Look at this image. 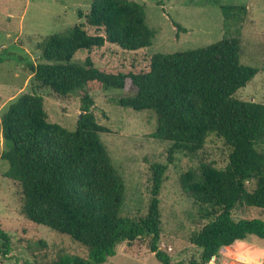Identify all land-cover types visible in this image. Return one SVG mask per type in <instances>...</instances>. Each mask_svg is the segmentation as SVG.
Returning a JSON list of instances; mask_svg holds the SVG:
<instances>
[{
	"label": "trees",
	"instance_id": "16d2710c",
	"mask_svg": "<svg viewBox=\"0 0 264 264\" xmlns=\"http://www.w3.org/2000/svg\"><path fill=\"white\" fill-rule=\"evenodd\" d=\"M220 10L229 35L219 42L171 55L154 54L145 70H120L96 65L90 52L106 46L124 53L145 50L155 32L146 25L141 4L92 0L84 24L52 34L40 47L44 63L24 65L38 86L56 96L78 95L82 114L75 131L51 124L43 98L32 93L20 96L0 117L1 137L10 146L0 161L8 164L5 177L21 188L22 214L88 251L86 259L63 256L47 264H104L120 245L140 242L160 264H214L220 251L237 241L264 240V221L233 219L236 210H264V152L257 148L264 143V105L235 98L258 74L257 68L240 62L247 9L221 6ZM173 26L177 34L185 32ZM81 52L87 56L77 61ZM109 89L124 92L114 100L117 106L156 115L152 137L170 143L168 163L176 153L195 156L211 136L229 149L225 169L200 163L180 177V189L207 220L190 237L199 250L197 258L173 262L159 248L158 196L166 164L150 166L152 186L145 216L121 215L125 185L100 139L109 130L96 122L92 111L91 93ZM9 242L0 230L4 257L10 253Z\"/></svg>",
	"mask_w": 264,
	"mask_h": 264
},
{
	"label": "rangeland",
	"instance_id": "374dc122",
	"mask_svg": "<svg viewBox=\"0 0 264 264\" xmlns=\"http://www.w3.org/2000/svg\"><path fill=\"white\" fill-rule=\"evenodd\" d=\"M144 6L146 25L155 32L152 44L145 50L124 53L106 46L92 50L90 56L100 67L120 70H145L154 54L171 55L196 50L219 42L229 35L224 28L221 6H244L247 9L241 29L240 62L258 69V74L240 89L235 98L264 105V0H128ZM92 0H0V117L20 96L35 93L43 98L48 121L75 131L80 119V98H66L37 85L24 68L44 63L40 47L53 34H63L84 24ZM82 16V17H80ZM174 24L185 32L177 34ZM89 34L94 31L85 28ZM87 53L76 55L82 61ZM124 95L121 90L93 92L92 109L96 122L109 132L100 135L111 162L125 185L123 217L145 216L151 193V164H166L160 188V250L173 262L189 261L199 256L190 237L207 224L192 199L180 186V177L200 163L219 170L228 164L229 149L214 136L207 139L195 156L176 153L168 163L170 143L152 137L157 117L151 111L135 112L117 106L114 100ZM1 131V125H0ZM0 132V155L9 148ZM258 150L264 152V143ZM8 164L0 161V230L8 235L10 253L4 257L0 248V264L35 262L47 264L61 257L86 259L88 251L66 235L42 225H35L22 214V195L18 183L5 177ZM252 186L249 184L248 189ZM234 220L260 219L264 210H236ZM104 264H160L146 249L144 242L122 244L116 255ZM214 264H264V240L250 237L222 249Z\"/></svg>",
	"mask_w": 264,
	"mask_h": 264
},
{
	"label": "crops",
	"instance_id": "0c3cea01",
	"mask_svg": "<svg viewBox=\"0 0 264 264\" xmlns=\"http://www.w3.org/2000/svg\"><path fill=\"white\" fill-rule=\"evenodd\" d=\"M237 242H241V241H237ZM236 243V242H235ZM231 247V246H230ZM228 248V247H227ZM225 249V248H224Z\"/></svg>",
	"mask_w": 264,
	"mask_h": 264
},
{
	"label": "water",
	"instance_id": "95a60500",
	"mask_svg": "<svg viewBox=\"0 0 264 264\" xmlns=\"http://www.w3.org/2000/svg\"><path fill=\"white\" fill-rule=\"evenodd\" d=\"M82 115V114H81ZM81 115H80V118H81Z\"/></svg>",
	"mask_w": 264,
	"mask_h": 264
}]
</instances>
